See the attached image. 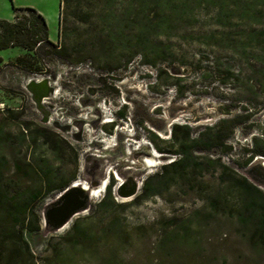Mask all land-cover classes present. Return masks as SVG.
Wrapping results in <instances>:
<instances>
[{
  "label": "rangeland",
  "instance_id": "374dc122",
  "mask_svg": "<svg viewBox=\"0 0 264 264\" xmlns=\"http://www.w3.org/2000/svg\"><path fill=\"white\" fill-rule=\"evenodd\" d=\"M26 7L44 17L56 47L0 50V194L9 202L0 205V264H264V185L245 173L264 162L252 154L245 164L252 137L264 139V0H0V19L28 16ZM161 17L166 26L148 40L163 51L145 58L156 66L111 42L133 43L140 26ZM43 78L53 89L44 114L26 89ZM236 114L247 119L225 140L228 151L195 150L196 165L151 178L159 193L138 200L142 182L178 157L157 151L149 135L169 141L177 124L194 136ZM73 176L69 183H102L101 192L48 231L42 210ZM128 176L139 187L119 198L117 183ZM110 179L124 206L98 213ZM112 215L127 234H103Z\"/></svg>",
  "mask_w": 264,
  "mask_h": 264
},
{
  "label": "trees",
  "instance_id": "16d2710c",
  "mask_svg": "<svg viewBox=\"0 0 264 264\" xmlns=\"http://www.w3.org/2000/svg\"><path fill=\"white\" fill-rule=\"evenodd\" d=\"M145 3L153 2L157 3H167L169 1L174 0H143ZM195 1H214V0H195ZM256 1V0H251ZM62 2V0H60ZM148 4L143 5V9L146 8ZM29 10V15H17L14 13L13 20L8 21L4 19H0V50L12 47H20L27 50H34L37 47H41L44 43L51 45L52 47H56L48 37L47 34V25L44 17L35 9L26 7ZM21 9V7H14L13 10ZM59 13V12H58ZM167 21L164 18H159L158 20L145 23V25L140 26L137 30V35L134 36V42L127 44L129 39H119L114 36L111 37V42L114 44L123 45V49L127 50L131 55L134 53H138L143 57L146 63L156 66V62L153 60H146V56L151 55L153 58L160 56L163 49L153 46L149 43V36L151 34H158V32L166 26ZM123 32V28L119 30V34ZM58 33V31H57ZM125 40V41H123ZM131 44V45H130ZM128 48H125V47ZM139 47V49L135 50L134 48ZM166 78V77H165ZM162 79V83L165 85L168 84V79ZM229 79V73L225 74V77L222 79V82L225 83ZM174 88H178L176 82L172 83ZM120 118L124 115L122 112L119 113ZM247 119V115H234L230 118L222 117L218 119V121L212 125L205 127V130L198 132L196 135L191 136L189 127L187 125H177L173 124L171 126L173 137L169 141H165L156 135H149V141L154 145L155 149L159 152H163L162 150L166 149L169 153L176 154L178 157L174 158L170 162L161 165V172L159 176L154 175V177H148L142 184L141 194L138 200H144L146 198H150L159 193L158 190L155 189L154 185L150 183L151 178H163L168 172L172 171H187L192 165H196V159L193 156V152L195 150H204L210 151L213 147L219 146L224 148V150H229V147H226L224 142L225 140L233 133L234 128L241 122H244ZM113 123L109 125L112 126ZM2 127H0V135H1ZM36 133V129L34 130ZM179 133V134H178ZM36 134L32 136V140H34ZM24 138V137H22ZM251 154L245 160V164L249 162L252 154H258L264 156V139H259L258 137H252V147L249 150ZM3 158L0 157V164H3ZM73 176L70 179H67L54 188L58 190H62L66 187L69 182L74 179ZM242 180L246 183V178L243 177ZM112 184L113 180L110 179L109 182L104 187V194L102 198L95 204V211L98 213L109 212L112 209L117 207H122L124 204L119 203L115 195L112 194ZM251 190H258L254 185H247ZM38 195V192H34L31 195L30 199H34L35 196ZM8 200H6L0 194V205L8 204ZM260 208L263 209L262 217L260 218L259 223V232L260 235L264 233V205H259ZM98 216V215H97ZM100 218V216H98ZM127 225L122 217L119 215H112L109 217L103 234H109L111 236H122L127 234ZM183 229L177 230V232H182ZM21 234V231L18 232ZM77 240L87 241L88 234L85 231H77L74 234ZM162 243L165 242L163 239ZM164 244V243H163ZM7 264H35L31 259L24 261H15L14 263Z\"/></svg>",
  "mask_w": 264,
  "mask_h": 264
},
{
  "label": "water",
  "instance_id": "95a60500",
  "mask_svg": "<svg viewBox=\"0 0 264 264\" xmlns=\"http://www.w3.org/2000/svg\"><path fill=\"white\" fill-rule=\"evenodd\" d=\"M26 89L31 93L35 107L44 114L42 106L43 98L51 95L53 91L48 79L43 78L39 81L30 79L26 85ZM42 121H46L45 115ZM67 128V126L61 127L62 130H66ZM78 129L81 130V127L78 126ZM245 173L255 183L264 185V162L251 165L245 169ZM79 181L77 183H69L50 202L45 204L42 210V218L44 227L48 231H55L61 228L74 214L88 208L90 191L93 187H98L100 183L97 181L86 182L89 189H85ZM137 187V180L132 176H128L126 181H121L117 184L114 192L119 198H127L135 194Z\"/></svg>",
  "mask_w": 264,
  "mask_h": 264
},
{
  "label": "bare ground",
  "instance_id": "6f19581e",
  "mask_svg": "<svg viewBox=\"0 0 264 264\" xmlns=\"http://www.w3.org/2000/svg\"><path fill=\"white\" fill-rule=\"evenodd\" d=\"M56 94V93H55ZM91 130V129H90ZM86 130H84V132H85ZM90 134H94V130H91L90 131ZM92 138V137H91ZM153 152V151H152ZM256 160H262V159H264V157L263 156H256V158H255ZM144 165V164H143ZM155 165V164H154ZM109 168V167H108ZM117 176V175H116ZM108 179V178H107ZM118 181V180H117ZM120 181H122V180H120ZM120 181L117 183V184H119L120 183ZM142 181V180H141ZM74 183H77L78 182V180L77 179H75L74 181H73ZM80 182V184H83V187L85 188V189H89L88 188V186H87V183L86 182H82V181H79ZM106 183V182H105ZM143 183V182H142ZM101 184L102 183H100V185L98 186V187H93L92 189H91V191H90V199H92V198H95L97 195H98V193H100L101 192ZM139 185H140V183H139ZM139 187V186H138ZM138 187H137V189H138ZM66 225V224H65ZM65 225H63V226H65Z\"/></svg>",
  "mask_w": 264,
  "mask_h": 264
}]
</instances>
